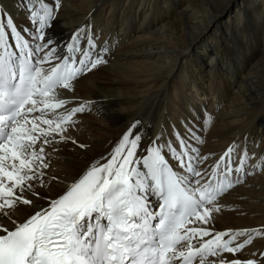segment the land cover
I'll use <instances>...</instances> for the list:
<instances>
[{
    "label": "snow or ice",
    "instance_id": "obj_1",
    "mask_svg": "<svg viewBox=\"0 0 264 264\" xmlns=\"http://www.w3.org/2000/svg\"><path fill=\"white\" fill-rule=\"evenodd\" d=\"M19 3L23 27L0 0V264H264V250L240 258L264 231L215 228L220 198L264 171V155L249 168L246 145L232 144L209 164L206 113L171 135L133 121L106 156L42 195L59 180L58 146L85 147L69 133L93 102L69 94L111 49L90 18L57 45L62 0Z\"/></svg>",
    "mask_w": 264,
    "mask_h": 264
},
{
    "label": "bare ground",
    "instance_id": "obj_2",
    "mask_svg": "<svg viewBox=\"0 0 264 264\" xmlns=\"http://www.w3.org/2000/svg\"><path fill=\"white\" fill-rule=\"evenodd\" d=\"M3 4L23 27L19 0ZM89 18L98 42L108 39L111 54L106 66L81 78L69 94L74 103L93 102L69 133L85 147L70 140L58 146L52 168L59 180L42 195L60 193L136 120L151 123L153 134L171 135L172 125L183 132L180 120L197 123L206 113L210 124L200 150L209 164L232 144L238 150L246 145L251 159L264 155V0H62L51 30L56 44ZM36 203L46 205L47 199ZM219 203L217 230L264 231V171L245 177ZM254 250H264V237H256L240 258Z\"/></svg>",
    "mask_w": 264,
    "mask_h": 264
},
{
    "label": "rangeland",
    "instance_id": "obj_3",
    "mask_svg": "<svg viewBox=\"0 0 264 264\" xmlns=\"http://www.w3.org/2000/svg\"><path fill=\"white\" fill-rule=\"evenodd\" d=\"M210 38H211V37H209L208 39H210ZM193 94H194V93H193ZM193 94H192V95H193ZM193 96H194V95H193ZM179 120H180V119H179ZM180 122H181V120H180Z\"/></svg>",
    "mask_w": 264,
    "mask_h": 264
}]
</instances>
